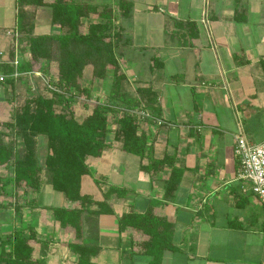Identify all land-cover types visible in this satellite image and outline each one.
I'll return each mask as SVG.
<instances>
[{
  "label": "crops",
  "instance_id": "1",
  "mask_svg": "<svg viewBox=\"0 0 264 264\" xmlns=\"http://www.w3.org/2000/svg\"><path fill=\"white\" fill-rule=\"evenodd\" d=\"M77 1L100 8L118 3ZM130 1L132 15L116 18L122 34L117 57L127 77L122 96L165 122L145 121L139 135L146 136L155 160L170 158L174 165L156 175L143 171L146 162L122 152L115 141L122 114L111 118L110 148L100 159H89L92 176L82 182V195L95 202L117 189L109 200L113 215L97 216L93 206V211L85 209L86 240L102 250L96 264L149 263L147 257H130L131 235L121 233L118 223L124 214L143 215L150 206L175 228L179 251L166 253L163 264H264V204L250 190L243 193L235 155L240 134L250 144L264 143V0ZM41 31L54 33L47 8L37 10L35 35ZM91 81V99L105 104L112 76L105 86ZM138 89L149 92L142 96ZM173 168L183 170V176L174 201H168ZM88 180L92 186L98 180L100 188L86 193L91 191L84 187ZM122 190L127 195L120 199ZM56 194L50 183H42L37 208L17 213L16 205L10 206L6 211L13 217L8 222L0 218V227L34 226L48 246L58 248L41 261L73 264L69 244L75 233L60 230L46 210L66 207L64 195L58 206L45 204Z\"/></svg>",
  "mask_w": 264,
  "mask_h": 264
},
{
  "label": "trees",
  "instance_id": "2",
  "mask_svg": "<svg viewBox=\"0 0 264 264\" xmlns=\"http://www.w3.org/2000/svg\"><path fill=\"white\" fill-rule=\"evenodd\" d=\"M117 2L115 8H100L77 0H16L17 22L7 55L13 60L15 43L20 45L22 39H27L29 61L21 64L19 72L22 76L19 79L9 77L0 86L3 91L14 89L16 83L34 73V65H39L41 71L50 62L58 65L57 79L50 83L53 85L51 96L38 95L26 102L23 107L15 109L3 125L9 130L12 142L7 144L3 139L5 134L0 131V172L7 173V176L0 174V199L12 198L24 189L26 199L18 205L36 209V196L41 191L43 174H49L52 190L64 195L67 205L46 210L60 230L74 231L75 239L69 244L76 258L73 264H96L95 259L102 252L86 240L85 209L93 211L90 210L93 206L96 209L93 213L97 216L114 214L109 200L117 189L111 188L102 202L82 195L83 179L92 176L88 161L90 158L100 159L110 148L107 138L111 132V118L122 114L120 110L133 111L139 106L122 96L127 77L117 57L122 34L116 18H129L134 4L130 0ZM41 8L51 11L53 34L35 35L37 10ZM20 51L24 52L21 48ZM88 68L92 69L94 81H105L112 76L111 92L105 104L98 103L92 109L85 105L92 111L89 110L90 113L79 121L74 107L76 95L87 100L92 98L91 90L82 86ZM0 70L9 76L14 72L9 66H1ZM137 92L143 96L149 91L138 89ZM58 106L62 108L58 110ZM116 123L119 129L115 132V141L121 145L122 152L146 162L143 171L156 175L174 165L170 158L155 160L146 136L139 135V117L125 112ZM18 139L23 143L25 153L22 157L16 149L15 140ZM41 141L42 144L39 143ZM40 146L46 152L43 158L39 156ZM182 176L183 170L173 168L166 186L165 198L168 201H174ZM94 182L100 185L98 180ZM120 192V199L127 195L123 190ZM17 202L1 203L0 209H8ZM15 207L17 213L23 211V207ZM118 228L121 233L131 235V258L143 256L148 258V264H163L166 253L179 251L174 243V224L158 215L153 206L143 215L124 214L119 219ZM2 240L0 237V242ZM3 241L0 243V264H43L36 257V251L48 240L43 241L34 226L21 224ZM49 264L57 262L52 260Z\"/></svg>",
  "mask_w": 264,
  "mask_h": 264
},
{
  "label": "rangeland",
  "instance_id": "3",
  "mask_svg": "<svg viewBox=\"0 0 264 264\" xmlns=\"http://www.w3.org/2000/svg\"><path fill=\"white\" fill-rule=\"evenodd\" d=\"M15 0H0V33L2 36H0V50H2L4 53L6 52V49L8 47V51L10 50V46L12 43V38H10L9 40V33H14V27H15V22H16V11H15ZM48 11L50 12V9L48 8ZM89 23V22H88ZM4 27V28H2ZM6 34V37H5ZM43 34L42 31L40 32V35ZM8 37V38H7ZM20 46H21V50L24 51L23 54L25 55V59H29V54L27 52L28 50V41L27 39H22L20 42ZM7 54V52H6ZM29 61V60H28ZM47 71H49V74L47 75ZM87 72L85 73V79L82 82V86L83 88L87 87H91L90 84H92L91 79L92 77V69L88 68V70H86ZM57 73H58V65L55 62H50L47 64V66L44 68L43 71L40 70V66L39 65H34V73L32 75H29L28 77H25L24 79H21L18 83H16L14 89L10 90V88H7L6 91H3V89L0 88V98L2 99L0 101V131L3 132L5 135L3 136L4 141L9 144L12 142V138L10 137V135L8 134L9 130L6 129V127H4L3 125L11 118V116L13 115V112L15 109L17 108H21L25 105L26 102L35 99L38 95H42L44 97H50L52 94V84L51 81H55V79H57ZM50 87H49V86ZM52 85V86H51ZM101 86H105V81L103 83H101ZM90 89V88H89ZM108 90L111 91L110 86L108 87ZM76 99L77 101L75 102V109L77 111V117L78 120H82L84 119L88 113H90V111H92L91 109L98 103H100V101L97 100H87L85 97H83L82 95H76ZM85 105H88L91 109H87ZM62 108V106H58L57 109L60 110ZM115 120L112 119V122H114ZM16 143V149L18 151V154L22 157L24 156V148H23V143L21 139L15 140ZM40 144H42V141L39 142ZM40 151L39 152V156L40 157H44V155H46V152L44 153V151L42 150V146H40ZM41 163H43V160H40ZM1 176H7L6 172H0ZM43 186L47 185L50 183V175L47 173L43 174ZM245 185H247L249 187L248 183H243ZM95 186L91 185V182L88 180V184L86 183L84 187H91L89 189H91V191H88L86 193H91L94 192L97 188H100V185H97L96 183H94ZM95 188V189H94ZM86 191L88 189H85ZM15 193V192H14ZM14 196V195H13ZM25 190L21 189L18 191L17 194H15L14 197H12V202H16L15 203L17 206L23 207L24 209H28L29 207H27V205L25 206H21L23 204L18 205V203H21L20 201H23L22 199L25 200ZM62 197V194L57 193L56 194V198L55 201H51L50 198H47V200L45 201V204L48 205H53V206H58V201L59 198ZM9 198H1L0 199V204H4V203H8ZM56 202V203H55ZM51 205V206H52ZM30 209V208H29ZM4 209H0V218L2 220V222H8L10 220V216L13 217V213H7V209H5V211H3ZM7 210V211H6ZM3 211V212H2ZM14 229L13 228H7V229H2L0 227V237H3V240L6 239V236H8V234L13 233ZM2 240V242H4ZM0 242V243H2ZM50 245V242H46L45 245L41 246L38 248V251L36 252V257L38 259H41V257L43 255L49 257V256H54L55 254H57V249L55 246H48ZM48 258L46 259H42V263L43 264H49L47 263Z\"/></svg>",
  "mask_w": 264,
  "mask_h": 264
},
{
  "label": "built area",
  "instance_id": "4",
  "mask_svg": "<svg viewBox=\"0 0 264 264\" xmlns=\"http://www.w3.org/2000/svg\"><path fill=\"white\" fill-rule=\"evenodd\" d=\"M10 37L14 33L8 34ZM16 38L19 35L15 34ZM20 45L15 43V58L9 59V56L0 50V67L9 66L13 69L12 75H7L0 70V86L4 85L9 77L19 79L22 74L19 72L21 64L27 59L25 55L20 51ZM29 60V59H28ZM121 113H131L140 119V126L145 121H152L158 126L165 125V122L153 116L149 112L141 109L133 111L120 110ZM235 155L238 161V180L242 183H248L249 187L243 184V193L251 192L256 195L259 200L264 204V143L261 145L250 144L247 139L242 135L236 137Z\"/></svg>",
  "mask_w": 264,
  "mask_h": 264
}]
</instances>
